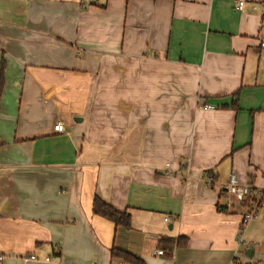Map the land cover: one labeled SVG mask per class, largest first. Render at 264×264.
Instances as JSON below:
<instances>
[{"label":"crops","instance_id":"crops-1","mask_svg":"<svg viewBox=\"0 0 264 264\" xmlns=\"http://www.w3.org/2000/svg\"><path fill=\"white\" fill-rule=\"evenodd\" d=\"M237 1L0 0V264H264V206L241 233L223 196L264 186V0Z\"/></svg>","mask_w":264,"mask_h":264},{"label":"built area","instance_id":"built-area-1","mask_svg":"<svg viewBox=\"0 0 264 264\" xmlns=\"http://www.w3.org/2000/svg\"><path fill=\"white\" fill-rule=\"evenodd\" d=\"M245 7V1L239 0L236 2L237 10L243 11ZM254 8L256 9V7ZM261 46L264 50V42ZM214 108L215 107L211 105H204V109L206 110H212ZM54 129L57 133L62 134L65 132L64 125L61 122H59L54 127ZM223 196L227 197L230 200L232 199L236 202L242 203L244 205L245 213L243 215L242 221L244 229L249 223L259 219L261 215V210L264 206V186L258 187L250 184H242L235 175H231L229 183L227 184L224 190ZM165 221H169V218L165 219ZM154 254L157 256H166V253L163 250H156ZM23 259L25 262L39 261L38 258L34 255L26 256ZM0 260H2V257L0 258ZM45 260L50 262L51 258H46Z\"/></svg>","mask_w":264,"mask_h":264},{"label":"trees","instance_id":"trees-1","mask_svg":"<svg viewBox=\"0 0 264 264\" xmlns=\"http://www.w3.org/2000/svg\"><path fill=\"white\" fill-rule=\"evenodd\" d=\"M5 69H6V63H5V60L2 58L0 60V96L2 93L4 80H5ZM237 106H238V103H234V107L237 108ZM220 211L227 212V209L226 207L220 208ZM93 213L97 216H100L114 223L117 227L121 226L126 229L131 228V215L127 211L120 212L116 210L114 207H112L111 205L103 202L98 197H96L93 202ZM243 231H244V226L241 225L240 232L242 233ZM168 252L169 253L172 252V247L169 248ZM111 258L113 260H118L122 262L123 264H146L138 256L122 251V250H119V249H116V248L111 249Z\"/></svg>","mask_w":264,"mask_h":264},{"label":"water","instance_id":"water-1","mask_svg":"<svg viewBox=\"0 0 264 264\" xmlns=\"http://www.w3.org/2000/svg\"><path fill=\"white\" fill-rule=\"evenodd\" d=\"M251 253V252H250Z\"/></svg>","mask_w":264,"mask_h":264}]
</instances>
